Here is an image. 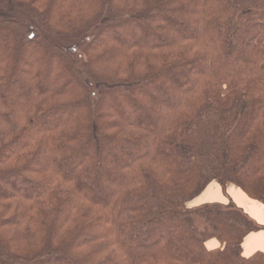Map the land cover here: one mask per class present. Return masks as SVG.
Returning a JSON list of instances; mask_svg holds the SVG:
<instances>
[{
  "label": "trees",
  "instance_id": "trees-1",
  "mask_svg": "<svg viewBox=\"0 0 264 264\" xmlns=\"http://www.w3.org/2000/svg\"><path fill=\"white\" fill-rule=\"evenodd\" d=\"M226 178L264 204V0H0V264H264Z\"/></svg>",
  "mask_w": 264,
  "mask_h": 264
},
{
  "label": "crops",
  "instance_id": "crops-1",
  "mask_svg": "<svg viewBox=\"0 0 264 264\" xmlns=\"http://www.w3.org/2000/svg\"><path fill=\"white\" fill-rule=\"evenodd\" d=\"M226 190H221L215 184H208L204 191L195 198L201 203L217 202L228 204L229 202L240 208L246 213L258 226L246 234L241 244L242 255L250 257L255 253L264 254V204L248 197L240 188L236 186H227ZM205 247L212 250L220 247V243L215 238H210L205 241Z\"/></svg>",
  "mask_w": 264,
  "mask_h": 264
},
{
  "label": "rangeland",
  "instance_id": "rangeland-1",
  "mask_svg": "<svg viewBox=\"0 0 264 264\" xmlns=\"http://www.w3.org/2000/svg\"><path fill=\"white\" fill-rule=\"evenodd\" d=\"M66 11L70 14V16L71 17H77L78 16V10L76 9V8H74V7H67L66 8ZM133 26H134V24L133 23H130V24H128V25H125L124 26V28L125 29H130V30H132V31H130V32H134V34H133V39H138V37H139V34L137 33V30H135V28H133ZM140 27L142 26V24H140L139 25ZM134 29V30H133ZM114 32V31H113ZM113 32H111V31H107L106 33L107 34H112ZM106 33H104V34H106ZM103 34V35H104ZM113 35H119V30H116L115 31V33H113ZM126 40H128L129 38L127 37V38H125ZM79 49V48H78ZM77 48H73V49H71L70 50V52H71V54H72V57H74V58H76L77 56H78V53H79V50H78ZM144 91H146V92H149V93H152L153 91H152V89L151 88H146V89H144ZM79 112V111H78ZM150 120V122H151V119H149ZM148 122V121H147ZM149 123V122H148ZM112 151L111 152H113V150L114 149H111ZM43 175H45V173L43 174ZM239 182H245V184H247V183H249V181H247V179H245V178H239V179H230V178H226V180L221 184V182L219 181V179H213L211 182H209V184H215V185H217L219 188H221V190L223 191V190H226V188L225 187H227V186H236L237 187V185H239L238 183ZM208 186V185H207ZM206 186V187H207ZM204 191V190H203ZM202 191V192H203ZM261 191H263V190H261ZM201 192V193H202ZM200 193V194H201ZM255 193H257V194H260V192H259V189L257 190V188H255ZM199 194V195H200ZM198 195V196H199ZM109 198V197H108ZM196 204H199V201H197V200H195V198L193 199V200H191V201H189V204L188 205H190V206H195ZM48 264H54L53 262H51V263H48Z\"/></svg>",
  "mask_w": 264,
  "mask_h": 264
}]
</instances>
